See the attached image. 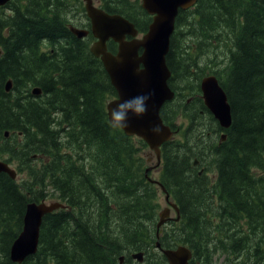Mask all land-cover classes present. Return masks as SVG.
<instances>
[{"label":"trees","instance_id":"16d2710c","mask_svg":"<svg viewBox=\"0 0 264 264\" xmlns=\"http://www.w3.org/2000/svg\"><path fill=\"white\" fill-rule=\"evenodd\" d=\"M76 1L0 6V159L25 174L0 173V264H111L157 241L161 203L146 176L152 155L143 153L150 148L110 126L107 102L117 91L90 51L92 34L69 28L70 16L86 14ZM103 5L148 30L152 16L138 0ZM167 63L180 99L161 114L182 137L162 145L157 179L181 218L163 227L160 242L188 245L202 264H264V0H198L180 11ZM210 73L232 106L227 129L202 97ZM35 86L43 94L33 98ZM50 198L68 206L44 216L36 254L12 261L28 203Z\"/></svg>","mask_w":264,"mask_h":264},{"label":"water","instance_id":"95a60500","mask_svg":"<svg viewBox=\"0 0 264 264\" xmlns=\"http://www.w3.org/2000/svg\"><path fill=\"white\" fill-rule=\"evenodd\" d=\"M8 1L0 0V5ZM85 2L92 33L96 38L91 51L102 59L118 94L107 104L109 119L112 120L111 114L118 109L119 105L137 97H149L145 101L146 111L139 115L129 111L125 121L126 126L121 128L127 135L143 138L160 160L162 144L170 140L174 133L169 125H165L161 116L163 104L172 99L175 94L169 85L172 71L167 63V55L179 11L194 6L197 0H142L143 8L153 16L148 30L143 35H140L135 23L125 16L109 13L96 7L93 0H85ZM71 30L80 37L88 34V31L84 29L72 28ZM127 36L132 38L127 39ZM110 39L118 43L116 52L108 50L107 42ZM12 85L11 80L7 81V90H10ZM201 88L205 103L215 119L223 128H229L232 124L231 105L228 103L227 92L218 77L214 74L203 77ZM35 90V94L40 93V90ZM0 172H5L12 178L17 177L16 170L4 160H0ZM150 180L157 182L151 178ZM160 186L167 192L163 185ZM168 197L169 193L166 194V198ZM64 207H66L65 204L60 201L51 203L33 201L27 205L23 229L10 250L11 259L14 262L22 263L37 252L44 216ZM169 216V209L161 210L158 228L167 221ZM158 246H160L159 242ZM165 253L171 264H188L187 261L191 256V250L185 246L175 250L165 249ZM134 255L142 259L144 252ZM123 258L124 256H121L120 261Z\"/></svg>","mask_w":264,"mask_h":264},{"label":"flooded vegetation","instance_id":"af4514ba","mask_svg":"<svg viewBox=\"0 0 264 264\" xmlns=\"http://www.w3.org/2000/svg\"><path fill=\"white\" fill-rule=\"evenodd\" d=\"M37 1H41V0H35V2H37ZM74 1H76V0H74ZM138 1H139V3H142V0H138ZM82 2H83V4L85 3L84 0H82ZM104 2H105V0H93V3H94V5L96 7L102 8L105 11L109 12L106 8L103 7L104 6L103 5ZM75 3H77V1ZM109 13H111V12H109ZM74 18H75L76 21L72 17L71 18L72 20L70 19L71 21L69 22V26H71V27L73 25L78 26V25H76L74 23H71V22H73V21L78 22L79 21L80 22V26H79L80 28H85V29H88L90 31V33H89L88 36H90L91 34H93L92 31H91V29H92L91 28V21H90L88 15H87V13L83 17H79L77 15ZM71 27H69V28L71 29ZM1 54H2V49L0 48V55ZM170 218L171 219L169 220V223H171V222H174V223L177 222L174 216H171ZM161 245L162 246L159 247L158 246V243L156 242L155 245L149 246L150 249L148 251H144V253L146 252L147 254L145 253V255H143L142 259H139L137 256L134 255L136 252L127 251L128 252V255L124 254L123 255L124 256L123 260L120 261V258L122 256L121 255V256H119V258L118 257L115 258L113 260L112 264L114 262H115L114 264H119V263H121V264H157V263L158 264H171V261H170L169 257L165 253V249H173V250H175V249H177L179 246H181L183 244H176L175 243V245H173L174 247L173 246L172 247L166 246V245H163L162 243H161ZM190 249H191V256L189 257L187 263L188 264H202L200 260L195 259V251H194V249H192V248H190ZM149 254H151V255H149Z\"/></svg>","mask_w":264,"mask_h":264},{"label":"bare ground","instance_id":"6f19581e","mask_svg":"<svg viewBox=\"0 0 264 264\" xmlns=\"http://www.w3.org/2000/svg\"><path fill=\"white\" fill-rule=\"evenodd\" d=\"M10 1V0H9ZM9 1L7 2V3H9ZM18 1V0H17ZM7 3H5L4 5H6ZM4 5H0V6H4ZM70 22V21H69ZM69 27H71V26H69ZM72 28H78V29H84V30H87L88 31V34L87 35H85V36H83V38H86L88 35H89V33H90V31L88 30V29H85V28H80L79 26H75V25H73L72 27H71V29ZM72 31V30H71ZM91 31H92V29H91ZM73 32V31H72ZM74 33V32H73ZM75 34V33H74ZM75 35H77V34H75ZM93 35V34H92ZM78 36V35H77ZM79 38H82V37H80V36H78ZM95 36L93 35V42H92V44L96 41V38H94ZM91 44V45H92ZM53 47L51 46V45H49V43L47 44V46H46V51H48V50H50V49H52ZM212 50V49H211ZM222 55V54H221ZM216 57V56H215ZM203 58H204V56H203ZM201 61H202V59H201ZM206 62V61H205ZM203 63H204V61H203ZM225 65V64H224ZM14 87V86H13ZM13 87L10 89V90H7V88H6V85H5V88H6V91L7 92H11V91H13ZM24 89V91H29V90H27V88H23ZM35 89H38V90H40V93L39 94H35L34 93V90ZM36 91V90H35ZM39 92V91H38ZM31 93L32 94H29V95H31V97H35V96H39V95H42L43 94V89L41 88V87H39V86H35V87H33L32 88V90H31ZM28 96V95H27ZM202 97H203V92H202ZM189 100H191V99H189ZM203 100H204V97H203ZM204 103H205V100H204ZM228 103L230 104V102H229V98H228ZM205 105H206V103H205ZM231 105V104H230ZM165 106V104H163V106H162V109H163V107ZM206 107L209 109V107L206 105ZM209 111L211 112V110L209 109ZM231 111H232V106H231ZM206 113V112H205ZM212 113V112H211ZM202 115V114H201ZM213 115V114H212ZM210 119V118H209ZM232 120H233V118H232ZM170 125V124H169ZM215 126V125H214ZM213 126V127H214ZM170 127L173 129V130H175L176 129V127H175V129L173 128V126L172 125H170ZM217 128V127H216ZM210 130V129H209ZM208 130V131H209ZM222 130H224V129H222ZM175 131H177V130H175ZM210 132V131H209ZM213 132V131H212ZM220 131H218V133H219ZM224 132V131H223ZM224 134V133H223ZM227 134V133H226ZM19 135L21 136L22 135V132H19ZM214 137V136H213ZM212 138V137H211ZM195 139V138H194ZM208 139V138H207ZM214 142V141H213ZM216 142V141H215ZM220 142V141H219ZM218 142V143H219ZM198 144V143H197ZM197 146V145H196ZM214 146V145H213ZM4 161H6V162H8V163H10V164H14V163H12V162H10V161H7V160H5V159H3ZM19 174H21V173H19V170H18V177H19ZM165 200H166V202H167V205L168 206H166L165 208H159V209H161V210H164V209H169V211L170 212H172L173 210H174V212L176 213V217H175V219H176V221H179L180 220V218H181V211L179 210V205L172 199V197L171 196H169L168 198H166L165 197ZM93 203V202H92ZM94 205V204H93ZM210 205V204H209ZM208 206V205H207ZM214 208V207H213ZM96 209V208H95ZM159 209H158V211H159ZM178 209V210H177ZM211 209V208H210ZM212 211V210H211ZM158 216H159V213H158ZM169 224V223H168ZM167 226V225H166ZM163 239V238H162ZM170 245V244H169ZM162 246V245H161ZM174 247V246H173ZM159 248V247H158ZM128 249V248H127ZM130 251V250H129ZM143 251V250H142ZM155 251V250H154ZM158 251V250H157ZM146 253V252H145ZM156 253V252H155ZM126 254V253H125ZM147 254V253H146ZM152 254V253H151ZM151 254H149V255H151ZM158 254V253H157ZM212 254V253H211ZM216 254V253H215ZM151 258V257H150ZM210 258V257H209ZM157 259V258H156ZM147 260V259H146ZM116 261V260H115ZM159 261V260H158ZM155 262V261H154ZM153 262V263H154ZM115 263V262H114ZM113 263V264H114ZM112 264V263H111ZM158 264V263H157Z\"/></svg>","mask_w":264,"mask_h":264},{"label":"clouds","instance_id":"9594fccd","mask_svg":"<svg viewBox=\"0 0 264 264\" xmlns=\"http://www.w3.org/2000/svg\"><path fill=\"white\" fill-rule=\"evenodd\" d=\"M149 97L141 96L137 97L132 101L125 102L124 104L119 105L117 110L112 112V120L110 126L113 128L125 127L127 120V113L132 111L135 114H143L146 111L145 101Z\"/></svg>","mask_w":264,"mask_h":264},{"label":"rangeland","instance_id":"374dc122","mask_svg":"<svg viewBox=\"0 0 264 264\" xmlns=\"http://www.w3.org/2000/svg\"><path fill=\"white\" fill-rule=\"evenodd\" d=\"M73 16H70V19L72 18ZM73 19L75 20V18L73 17ZM72 20V19H71ZM76 21V20H75ZM75 21H73V22H71V23H74V24H76V25H78V26H80V22L78 21V22H75ZM22 136V135H21ZM176 137H179V138H181L182 137V134H181V132L180 131H178V133H177V135H176ZM196 138H199V136L197 135L196 136ZM144 155H146V154H148L149 156H151L152 155V157H150V160L151 161H149V164H148V166H152L153 168H154V166H155V164H156V158H155V156H153L154 155V152L152 151V150H144ZM153 161V162H152ZM159 168L158 167H155L154 169H153V173H152V176L154 177V178H157L158 177V175L160 174V172H159ZM25 176V174L23 173V174H19V178H22V177H24ZM156 186H157V189H158V191H159V193H158V195H159V198H160V203H161V208L163 209V208H165L166 206H168L167 205V202H166V200H165V197H164V192H163V190L161 189V187L158 185V184H156ZM54 201H58L56 198H53V199H47V203H51V202H54ZM171 215L172 216H174V217H176V213L174 212V210L172 211V213H171ZM217 260H218V264H223V258H221L220 259V257H217Z\"/></svg>","mask_w":264,"mask_h":264}]
</instances>
